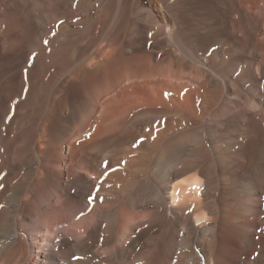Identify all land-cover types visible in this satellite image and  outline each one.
I'll use <instances>...</instances> for the list:
<instances>
[{
    "label": "bare ground",
    "instance_id": "1",
    "mask_svg": "<svg viewBox=\"0 0 264 264\" xmlns=\"http://www.w3.org/2000/svg\"><path fill=\"white\" fill-rule=\"evenodd\" d=\"M159 1L0 0V264H264V0Z\"/></svg>",
    "mask_w": 264,
    "mask_h": 264
},
{
    "label": "rangeland",
    "instance_id": "2",
    "mask_svg": "<svg viewBox=\"0 0 264 264\" xmlns=\"http://www.w3.org/2000/svg\"><path fill=\"white\" fill-rule=\"evenodd\" d=\"M144 1V6L145 8L147 9H153L161 18V20L166 24L167 26V29L172 32L175 28V22H174V19L172 16H170L162 7L161 5V2L159 0H143ZM94 4V9L92 10V18L95 19L97 17V15L99 14L100 12V6H99V3H98V0H94L93 2ZM113 8L110 6L108 7V12H107V15H110L115 13V5L116 4H113ZM114 9V10H113ZM110 10L112 12H110Z\"/></svg>",
    "mask_w": 264,
    "mask_h": 264
}]
</instances>
